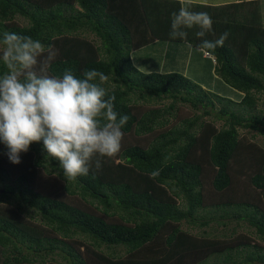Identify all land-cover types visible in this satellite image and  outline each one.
<instances>
[{
	"label": "trees",
	"instance_id": "obj_1",
	"mask_svg": "<svg viewBox=\"0 0 264 264\" xmlns=\"http://www.w3.org/2000/svg\"><path fill=\"white\" fill-rule=\"evenodd\" d=\"M260 4L191 2L212 31L198 38L193 28L181 40L169 36L179 0H0V38L7 31L52 46V76L104 73L115 110L130 117L120 152L74 181L42 141L18 165L0 141V264H264V147L239 134L264 137ZM225 32L223 46L200 49ZM158 41L203 51L239 99L178 73L139 71L132 54ZM178 103L193 115L180 117ZM210 225L231 227L219 234Z\"/></svg>",
	"mask_w": 264,
	"mask_h": 264
},
{
	"label": "clouds",
	"instance_id": "obj_2",
	"mask_svg": "<svg viewBox=\"0 0 264 264\" xmlns=\"http://www.w3.org/2000/svg\"><path fill=\"white\" fill-rule=\"evenodd\" d=\"M190 9L191 0H181L179 11L172 13L170 38L184 40L193 28L199 29L198 38L212 31L211 17ZM228 35L214 42L202 39L199 47L214 50ZM0 45V62L7 69L0 75V141L11 163L20 164L21 153L42 141L63 176L74 181L88 176L93 164L99 171L101 158L120 152L121 129L130 117L115 110V95L108 96L101 86L108 79L104 73L85 70L78 78L65 69L62 76H52L48 70L55 50L30 36L5 31Z\"/></svg>",
	"mask_w": 264,
	"mask_h": 264
},
{
	"label": "rangeland",
	"instance_id": "obj_3",
	"mask_svg": "<svg viewBox=\"0 0 264 264\" xmlns=\"http://www.w3.org/2000/svg\"><path fill=\"white\" fill-rule=\"evenodd\" d=\"M181 1V0H179ZM249 1H261V6L264 8V0H191V2L205 3L207 5L219 6L225 4H231L236 2H249ZM133 65L143 73H178L188 78L195 84L202 87L213 94L220 97L237 101L239 99V93L227 86L214 71V62L210 57H206L203 51L191 48L186 43H172L158 41L145 47L141 50H137L132 54ZM170 101H164L159 107H167ZM155 104H144L145 109L148 110L149 106ZM180 117H189L193 115L191 109L188 106H181L177 104ZM258 108H263V101L259 102ZM173 121V120H172ZM220 127L219 125H217ZM240 135H246L248 137L253 136V140L264 147V137L258 135L254 131L239 130ZM217 230L219 234L222 232V227L217 225H210ZM210 227V228H211ZM231 225L224 228L226 231L230 230ZM223 229V230H224ZM193 233H199L204 230L190 229ZM207 229L206 232H209ZM241 228L238 232H243ZM228 234V233H227ZM212 264V261H209Z\"/></svg>",
	"mask_w": 264,
	"mask_h": 264
},
{
	"label": "crops",
	"instance_id": "obj_4",
	"mask_svg": "<svg viewBox=\"0 0 264 264\" xmlns=\"http://www.w3.org/2000/svg\"><path fill=\"white\" fill-rule=\"evenodd\" d=\"M76 8H78V7L76 6ZM205 56L208 57L206 54H205Z\"/></svg>",
	"mask_w": 264,
	"mask_h": 264
}]
</instances>
